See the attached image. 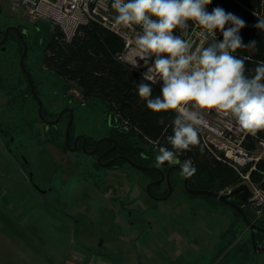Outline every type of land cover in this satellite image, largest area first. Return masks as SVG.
I'll use <instances>...</instances> for the list:
<instances>
[{
	"label": "rangeland",
	"instance_id": "obj_1",
	"mask_svg": "<svg viewBox=\"0 0 264 264\" xmlns=\"http://www.w3.org/2000/svg\"><path fill=\"white\" fill-rule=\"evenodd\" d=\"M0 11V26L21 25L26 31L23 65L42 102V115L54 119L68 107L73 111V134L84 133L94 140L107 134L112 118L103 101L84 100L73 82L44 67L52 24L11 9L5 0H0ZM12 37L0 52V120L13 126L8 135L0 134L4 143L13 136L8 152L0 151V165L7 161L4 174L14 173L10 161L24 162L20 153L27 160L24 164H29L27 171L21 165L26 175L31 171L34 182L47 191L40 193L30 180L22 184L0 176V264H71L70 258L78 252L92 255L95 264H264V251L240 249L245 246L244 222L235 211L217 200L213 205L204 195L186 192L178 172L172 194L154 201L145 195L147 177L126 163L121 164L119 175L103 180L104 170L91 176L89 171L96 169L83 151L62 149V141L58 146L40 143L42 136L38 144L44 122L38 102L25 92L28 83L20 68L23 46ZM6 90L12 107L8 115L4 114ZM67 117L66 113L59 121L62 133ZM115 197L134 213L132 217L141 211L149 225H131L124 211L123 217L119 214ZM247 212L252 219V209L247 207ZM240 235L244 238L229 246Z\"/></svg>",
	"mask_w": 264,
	"mask_h": 264
},
{
	"label": "clouds",
	"instance_id": "obj_2",
	"mask_svg": "<svg viewBox=\"0 0 264 264\" xmlns=\"http://www.w3.org/2000/svg\"><path fill=\"white\" fill-rule=\"evenodd\" d=\"M210 4L212 0H111L117 25L139 26L135 45L149 67L136 85L138 96L154 113L175 111L171 134L167 144L158 147L155 162L157 166L165 161L179 164L182 177L197 172L192 158L179 157L201 144L206 110L234 117L241 129L253 135L264 130V60L249 74L248 57L235 54L238 49L254 48L257 41L244 42L245 19L220 5L209 9ZM190 21L199 26L203 37L196 46L185 38ZM254 27L264 31V17L257 16ZM156 83L160 92L154 95Z\"/></svg>",
	"mask_w": 264,
	"mask_h": 264
},
{
	"label": "trees",
	"instance_id": "obj_3",
	"mask_svg": "<svg viewBox=\"0 0 264 264\" xmlns=\"http://www.w3.org/2000/svg\"><path fill=\"white\" fill-rule=\"evenodd\" d=\"M216 5L245 19L247 24L241 29L245 43L257 41L254 48L238 49L235 53L248 57L246 68L248 73L252 74L256 63L264 60V31L254 27L257 16L264 17V0H212L208 7L211 9ZM254 12L256 16L253 15ZM13 35L16 37L15 33ZM122 48V39L116 33L93 20L80 25L69 42L63 39L60 28L52 25L51 36L44 48L42 60L44 67L54 75L73 82L84 100L98 98L103 101L106 113L112 118L110 130L114 132L112 136L120 153L130 156L137 146H141L148 147V151L154 156L160 145L167 144L166 137L171 134L170 124L175 111L170 109L154 113L147 108L136 90L142 75L117 58V53ZM25 90L29 91L32 98L28 84ZM159 92L160 87L154 84L153 94L157 95ZM161 119L164 124L159 123ZM123 124H126L127 129H124ZM165 125H169L167 131ZM42 131L38 144L42 136L43 141L40 143L58 146L62 141V149L67 150L59 121L55 124H44ZM167 146L172 147L170 144ZM187 158H192L197 167V172L188 180L191 187L220 191L237 181L236 172L211 156L202 141L200 145L192 146L190 151L184 150L179 157L180 160ZM21 165L25 170L29 169L28 163L25 165L22 161ZM259 165L264 168V161H260ZM263 177L258 172L251 173V178L261 185H264ZM198 195L215 200L209 194ZM237 215L240 217L239 213ZM255 223L264 226V221ZM258 235L263 234L259 232L256 236Z\"/></svg>",
	"mask_w": 264,
	"mask_h": 264
},
{
	"label": "built area",
	"instance_id": "obj_4",
	"mask_svg": "<svg viewBox=\"0 0 264 264\" xmlns=\"http://www.w3.org/2000/svg\"><path fill=\"white\" fill-rule=\"evenodd\" d=\"M13 10H20L32 19H43L58 26L63 39L71 41L80 25L93 20L116 33L123 42L122 50L117 58L126 62L142 75L149 65L143 63V56L135 45L139 34V26L125 28L115 23V10L111 0H5ZM185 37L199 45L203 39L199 35L200 28L194 22ZM158 81V75L153 72ZM160 87V83H156ZM206 125L200 129V138L217 161L230 166L237 174V181L220 190L228 193L240 184H246L250 195L247 198L248 207L252 209L251 222L264 221V185L251 178L252 172L264 176V168L259 165L264 161V130L255 135L240 128L234 117L224 116L215 110L204 112ZM127 129L126 124H123ZM264 178V177H263Z\"/></svg>",
	"mask_w": 264,
	"mask_h": 264
},
{
	"label": "flooded vegetation",
	"instance_id": "obj_5",
	"mask_svg": "<svg viewBox=\"0 0 264 264\" xmlns=\"http://www.w3.org/2000/svg\"><path fill=\"white\" fill-rule=\"evenodd\" d=\"M9 26H17L20 30L19 33L21 34L22 39L20 38L19 33L15 29H13L12 27L9 28L8 30H6L7 27H9ZM13 33H15L16 39L23 46V42H25V40H24L25 36L27 35L26 31L24 30V27H21V25H11V24H6L4 26L1 25L0 26V40L4 39V41L0 42V52L5 51L7 49L8 43L11 40H13L12 39ZM25 44H26V42H25ZM20 68H21V71L23 72V74L25 75V77L27 79V83L30 87V83H29V80L27 78V75H26L25 71L22 69L21 65H20ZM1 87H2V85L0 83V88ZM30 90H31V87H30ZM31 93H32V91H31ZM5 96H6V98H5L6 102H5L4 114H6L7 113L6 111H8V110L9 111L12 110L11 102H9V100H8L9 95H8L7 90L5 91ZM32 96L36 100V97L33 94H32ZM9 104H10V106H9ZM67 108L68 107L64 108L65 110L61 114L58 121H60V119H62L64 117V114H66V113L68 114L67 118L69 119L70 111ZM7 115H8V113H7ZM49 120H52V119H49ZM72 121H73V118H72ZM57 122H55V123H57ZM44 124L49 125L45 122H44ZM71 126H72V122H71L70 127ZM110 128H112V127L110 126ZM110 128H109V132L101 137V138H106V139L101 140L99 143L97 142L99 139L94 140L93 138H91L90 136H88L84 133H74L73 134L71 132L70 128H69V134H68V138H67L68 143H66V135L64 133V143H65L67 149L71 148L74 145V143H76L75 149L81 150L84 153H86L87 155H89V157H90L89 164L91 165L92 169H96V172L92 171V173H91L89 171L91 176H93L95 173H96V175H98L99 169L104 170L103 174H102L103 180L107 179V177H109V175H112V176L119 175V173L122 172L121 164L126 163L129 167H132L138 171H142L144 176L147 177L145 187H144L145 195L150 197L154 201L162 200V199H160V197L165 195L169 189L168 182L171 186V193H170V195H171L172 192L175 190L176 179L178 177H179V179H181L182 186L186 192L191 193L193 195L205 194V193H192V192H189L187 190V188L184 187L183 182H184V179L186 177H182L180 175V166L176 167V165H179V164H169V162L166 161L163 163V165L157 166V164L155 162V155L154 156L151 155V153L148 151L149 150L148 147L137 146L138 148L136 147V149L132 152V155H130V156H127L124 153H120L116 149L117 148L116 140L112 136V134H114V132L112 133ZM12 131H13V126H8L4 123V121L0 120V134L2 136H6V135H8V133H10ZM11 135L9 137V141H12ZM83 137H85V139ZM83 145L85 147L84 149H83ZM6 146L8 149H10L9 148V142H6ZM15 153L17 154V152H15ZM17 155H19V157H21L20 153H18ZM123 157H127L133 163L145 166L146 168H144V169L143 168H137L133 163H130L127 159H125ZM175 172L179 173L178 177L176 176ZM147 173H148V175H147ZM160 177H163L162 180H160L159 182H156ZM191 177H188L186 180V185H187L188 189H201V188L191 187L188 185V180ZM148 183H150L149 184V191H147V189H146V185ZM214 198H215L214 202L212 201L213 205H214V203H216V200H217L220 203H223L226 206H229L233 211H235L236 214L239 213L242 221L244 222V229H243L242 233H243L245 239H243L244 241H242V242L245 244V246L240 247V249H245V253H249L251 251L250 250V247H251L252 251L254 249L255 252H257V253L263 252L264 250L262 251V248H264V226H261V225L255 223V225L257 227L253 228L247 224L246 221H248V220L251 221L249 218L250 214H248V212H247V207H248L247 201L241 200L236 195H231L228 197L229 200L234 201L241 208V212H240V211H238L237 208H235L229 204H226L225 202L217 199L216 197H214ZM113 200L115 202H117L119 214L123 217V211H124L126 213L125 215H127V217H128V222L131 225H134V223H136L138 225H142V224L146 223L147 225H149V222L147 221L148 219H145V217H144L145 215L141 211L135 212V218H134V217H132V214H134V213H132V211H130V210L125 209L124 202L120 201L121 202L120 203L116 199V197L113 198ZM137 216L139 218H137ZM89 222L91 224H93L92 220ZM259 232H262L263 235L262 236L261 235L256 236V234ZM244 237H242V235H240L239 237L234 238V242H232V244H230L229 246L232 247V246H234L233 244L236 245V242L240 239L242 240V238H244ZM100 241L103 244V239H100ZM253 242H255L256 248H254ZM103 246L104 245H102V247ZM238 252L239 251L237 250V247H236L235 256L238 254Z\"/></svg>",
	"mask_w": 264,
	"mask_h": 264
},
{
	"label": "water",
	"instance_id": "obj_6",
	"mask_svg": "<svg viewBox=\"0 0 264 264\" xmlns=\"http://www.w3.org/2000/svg\"><path fill=\"white\" fill-rule=\"evenodd\" d=\"M11 27H12L13 29H15V30L19 33L20 30H19V28H18L17 26H9V27H7L6 30H8V29L11 28ZM19 36H20V38L22 39V36H21L20 33H19ZM3 41H4V39L0 40V42H3ZM26 50H27L26 44H25V42H23V52H22V55H21V58H20V64H21L22 69L25 71V73H26V75H27V78H28L29 83H30L31 91H32L33 95L36 97V100H37V102H38V114H39V117H40V119H41L43 122H45V123H47V124H54L55 122H57V121L59 120L61 114L64 112L65 109H62V111H60V112L58 113L57 117L54 118V119H52V120H49V119L45 118V117L42 115V111H41V108H42V102H41V100L36 96L35 91H34V87H33V81H32V78H31V76H30L28 70H26L25 67H24V65H23V59H24V57H25ZM67 109H68V108H67ZM69 111H70V115H69V119H68V122H67V125H66V128H65L66 143H68V142H67V138H68L69 128H70V125H71V122H72V118H73V111H72V109L69 108ZM83 138L85 139V137H83ZM12 139H13V136H11V140H12ZM103 139H106V138H101V139H99L97 142L99 143V142H100L101 140H103ZM75 148H76V143H74V145L71 147V150H72V149H75ZM84 148H85V147H84V145H83V149H84ZM21 157H23L24 162H26L25 157H24L23 155H21ZM123 158L127 159L130 163H133L129 158H127V157H123ZM165 162H166V161H165ZM133 164H134L137 168H143V169L146 168L145 166H142V165H139V164H135V163H133ZM178 166H180V165H176V167H178ZM170 169H171V168H170ZM170 169H169V170H170ZM169 170H168V171H169ZM162 178H163V177H160L156 182H159L160 180H162ZM187 178H188V177H186V178L184 179V182H183V183H184V187L187 188V190H188L189 192H192V193H205V194L212 195V196L216 197L217 199H219V200L225 202L226 204H229V205H231V206L237 208L238 211H240V212H241V208H240V207H239L234 201L229 200L228 197L231 196V195H236V196H238L241 200H243V201H247V198H248L249 195H250L249 189H248V187H247L246 184H240V185H237L236 187H234V188H233L230 192H228V193H220L219 191L206 190V189H188V187H187V185H186V180H187ZM29 180H30V182L32 183L33 187H34L37 191H39L40 193H43V194L46 193V191H47L46 189L40 188V187L34 182V180H33V174H32L31 171H29ZM149 184H150V183H148V184L146 185V189H147V191H149ZM168 185H169V189H168L167 193H166L165 195H163L162 197H160V199H165V198H167V197L170 195V193H171V186H170L169 182H168ZM246 222H247L248 225H250V226L253 227V228H256V227H257V226L255 225V223H252V222L249 221V220L246 221ZM253 245H254V248H256V244H255V242H253ZM263 250H264V248H262V251H263Z\"/></svg>",
	"mask_w": 264,
	"mask_h": 264
},
{
	"label": "crops",
	"instance_id": "obj_7",
	"mask_svg": "<svg viewBox=\"0 0 264 264\" xmlns=\"http://www.w3.org/2000/svg\"><path fill=\"white\" fill-rule=\"evenodd\" d=\"M3 146H6V144L0 140V151L2 150L5 153V151H7L8 149L6 148L7 147L6 146L5 149L3 150V148H4ZM5 157H7V156H5ZM10 162H11L10 168L14 169L15 174L14 173L4 174L5 171L3 170V168L5 169L7 167V161H3L2 166L0 165L1 169H2V170H0V176H2V175L5 176L3 179L4 181H12L13 182V181L17 180L18 182H20L22 184H26L27 181H29V175H26L27 173L25 172V170L22 169L21 164L18 161L16 163L13 160H11ZM6 183H8V182H6ZM69 261L71 262V264H95V261L92 260V255H87L83 252H78L77 256L74 258H70ZM101 263H106V262L102 261Z\"/></svg>",
	"mask_w": 264,
	"mask_h": 264
}]
</instances>
